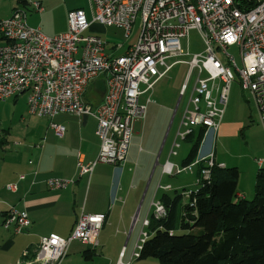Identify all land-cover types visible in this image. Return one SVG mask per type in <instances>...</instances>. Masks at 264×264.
Listing matches in <instances>:
<instances>
[{
	"label": "built area",
	"instance_id": "1",
	"mask_svg": "<svg viewBox=\"0 0 264 264\" xmlns=\"http://www.w3.org/2000/svg\"><path fill=\"white\" fill-rule=\"evenodd\" d=\"M89 4L92 10L89 18L81 9L68 12L67 30L52 37L29 27L21 10L0 21L3 41L0 45V102L25 94L30 116L51 120L57 114H73L96 122L98 153L87 164L78 160L79 175L91 173L98 164L115 168L124 164L134 123L144 120L146 104L150 101L148 98L141 104L140 96L152 91L154 84L177 64L188 66L180 88L182 96L195 72L180 122L184 131H178L177 139L183 140L198 127L204 128L202 140L218 130L235 79L240 88L252 96L259 124L264 129V0H89ZM29 5L36 13L43 10L37 2H29ZM95 23L121 30L124 39H128L136 27L137 39L123 56L108 57L101 38L89 33ZM193 30L199 34L205 48L193 54L188 62L181 61L189 53L183 51L180 41L188 38ZM233 46L238 49L240 66L227 54L228 48ZM216 52L223 56V61ZM99 75H104L105 92L91 88L94 100L99 97L98 101H85L84 96ZM49 127L55 136L62 138L63 126L50 122ZM177 148L174 141L169 155L175 156ZM199 148L195 159L186 167L178 169L172 162H164L162 174L175 176L192 172L194 167L203 164L197 177L198 185L209 181L210 168L214 166L212 152L203 155ZM258 166L263 167L264 161L259 160ZM44 183L49 190H60L73 180L49 178ZM160 188L168 190L169 186ZM6 189L15 191L16 186L8 184ZM189 193L184 192V195L187 197ZM165 214L161 201L154 200L150 215L160 219ZM104 220L103 214L81 211L67 238L56 234L41 237L32 257L25 251L16 264H61L71 241L94 249L98 246ZM28 225L27 216L13 208L2 222L3 229L12 230L14 234L21 233ZM148 225L149 217L143 221L144 228ZM146 237L147 233L141 232L134 258Z\"/></svg>",
	"mask_w": 264,
	"mask_h": 264
},
{
	"label": "crops",
	"instance_id": "2",
	"mask_svg": "<svg viewBox=\"0 0 264 264\" xmlns=\"http://www.w3.org/2000/svg\"><path fill=\"white\" fill-rule=\"evenodd\" d=\"M32 1L40 4L43 9L40 13L34 12L27 0H0V21L21 10L29 27L38 28L43 35L52 37L67 30L68 12L81 9L87 18L92 12L89 0ZM110 29L123 35L119 29ZM108 30L95 23L89 32L101 38L104 54L108 57L123 56L138 36L135 27L128 39L122 36L123 41L115 43L107 36ZM2 43L0 38V45ZM231 48L238 51L235 46L228 49ZM12 99L15 105L22 106L18 112V137L10 143L5 137L7 132L0 134L3 141L0 151L15 150L0 158V264H16L25 251L32 257L43 236L56 234L67 238L81 211L105 215L98 246L93 249L71 241L61 264H118L119 260L121 264H134L135 261H144L133 257L135 245L141 232L146 230L143 221L150 215L151 203L171 190L170 187L168 190L160 188L167 186L166 179L172 177L162 174V165L166 161L172 162L176 156L169 155L170 151L163 154L165 139L161 141L162 134L147 133L148 124L143 123L147 118H144L141 121L142 137L136 141L133 129L128 155L122 166L98 164L91 173L79 175L78 160L87 164L98 153L99 142L94 133L96 122L90 117L83 119L73 114H57L51 120L46 118L49 120L46 125L39 121L34 123L31 117L35 116L29 117L27 113L26 95ZM50 122L64 127L62 138L55 136L49 127ZM199 146L200 154L212 152L213 161L221 167L236 168L239 172L236 197L252 199L258 161L264 158V129L259 124L252 96L240 88L237 79L231 83L218 130L203 138ZM20 175L24 178L19 179ZM49 178L73 180V183L60 190H49L44 183ZM8 184H14L15 191L7 190ZM11 208L24 213L29 220L28 227L19 234L2 227L3 213Z\"/></svg>",
	"mask_w": 264,
	"mask_h": 264
},
{
	"label": "trees",
	"instance_id": "3",
	"mask_svg": "<svg viewBox=\"0 0 264 264\" xmlns=\"http://www.w3.org/2000/svg\"><path fill=\"white\" fill-rule=\"evenodd\" d=\"M203 133L198 127L183 139L193 144L181 167L195 159ZM202 165L196 166L197 177ZM238 178L236 168L214 162L209 181L187 197L177 191L161 195L165 217L149 215L147 237L136 259H155L158 264H264V166L257 170L250 200L236 197Z\"/></svg>",
	"mask_w": 264,
	"mask_h": 264
},
{
	"label": "rangeland",
	"instance_id": "4",
	"mask_svg": "<svg viewBox=\"0 0 264 264\" xmlns=\"http://www.w3.org/2000/svg\"><path fill=\"white\" fill-rule=\"evenodd\" d=\"M27 1L33 2L32 0ZM56 1H58L59 3L62 2L61 0ZM105 28L109 29L107 32V36L111 37L115 43L123 41V35L120 31H114L113 29H110L108 27ZM180 43L183 51L189 53L188 56L180 59L181 61L185 62H188L193 54L202 52L205 48L203 42L199 37V34L195 30L190 31L188 34V38L182 39ZM227 54H231L234 58L235 63L240 64L239 54L235 48L228 49ZM216 56L220 61L224 60L223 56L219 52H216ZM170 62L171 61H168L167 63ZM187 73V65H174L163 78H161L154 84L152 91L141 95L139 98L141 104H145L148 97L150 98V101L146 104L145 118H147V120L143 123L146 124L147 122L148 124L146 126L147 133L152 132L154 135L156 134V132H160L162 134L163 139L161 141L165 139L164 145L162 146L163 154H165L167 151H170L174 141L176 140L178 148L176 149V156L172 158V162L177 165L178 169H181V162L186 157L190 147L193 144V141L190 140L184 141L181 139H177L178 131H184V129L180 127V122L185 113V109L194 83L195 72H193L192 76L190 77L186 93L183 96L180 94V88L186 78ZM143 88L144 87L142 86L141 89ZM246 96L249 95L246 94ZM94 98L95 95L93 94L91 88H89L87 91L86 101L94 100ZM21 106L22 105L20 104L15 105L13 99H8L6 101L0 102V134H2L3 132H7V135L5 137L6 140L8 139L10 143L11 141H13V138L18 137L19 134L18 119L20 114L18 112H20ZM31 118H33L34 123L36 121H39L40 124L43 123L44 125H46L49 121L44 117ZM141 121L142 120L136 121L133 126L136 141L142 137L141 124L143 123H141ZM148 135L149 134H146V137H148ZM1 150L2 151H0V158L15 151L14 149L11 151H4V149ZM262 160L264 161V158ZM7 162L10 161L8 160ZM196 170L197 168H194L192 172H180L179 174H176L171 178H167L166 185L169 186L171 190L167 191L166 195H173L175 191L182 194L184 193L183 191L188 193L196 191L198 189V178L196 176ZM252 191V193L254 194V187ZM250 199L251 198H247V200ZM177 233H181V231L178 230ZM134 264H158V262L155 259H147L139 262L135 261Z\"/></svg>",
	"mask_w": 264,
	"mask_h": 264
},
{
	"label": "water",
	"instance_id": "5",
	"mask_svg": "<svg viewBox=\"0 0 264 264\" xmlns=\"http://www.w3.org/2000/svg\"><path fill=\"white\" fill-rule=\"evenodd\" d=\"M104 75H99L98 77H96L92 83V86L94 88V90L100 92V93H104L105 92V85H104ZM86 117L84 116L83 119H85Z\"/></svg>",
	"mask_w": 264,
	"mask_h": 264
}]
</instances>
